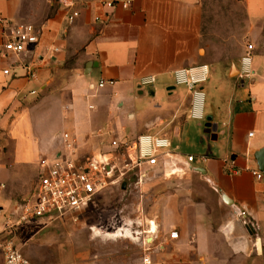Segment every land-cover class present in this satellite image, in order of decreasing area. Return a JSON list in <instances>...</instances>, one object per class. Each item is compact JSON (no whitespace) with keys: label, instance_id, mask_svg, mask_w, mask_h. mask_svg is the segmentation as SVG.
I'll return each instance as SVG.
<instances>
[{"label":"crops","instance_id":"0c3cea01","mask_svg":"<svg viewBox=\"0 0 264 264\" xmlns=\"http://www.w3.org/2000/svg\"><path fill=\"white\" fill-rule=\"evenodd\" d=\"M235 1L251 26L264 23V0ZM210 9L207 0H0L1 245L12 241L31 264H264V178L254 175H264L254 158L264 148V55L254 51L253 74L241 77L247 46L234 57L209 39ZM74 11L80 16L69 25ZM23 25L41 31L38 42L4 56L10 30ZM200 66L209 75L196 92L176 86L175 71ZM150 76L156 83L141 88ZM65 133L79 157L107 152L116 139L169 140V169L119 186L150 203L149 247L140 256L103 262L82 252L74 222L89 208L6 228L15 204L35 190L41 156L64 152ZM185 140L196 155L184 153Z\"/></svg>","mask_w":264,"mask_h":264},{"label":"built area","instance_id":"2783aa9c","mask_svg":"<svg viewBox=\"0 0 264 264\" xmlns=\"http://www.w3.org/2000/svg\"><path fill=\"white\" fill-rule=\"evenodd\" d=\"M83 2V0H78ZM123 8L128 9L130 2H121ZM103 6L111 9L115 6L113 1H104ZM78 11H74L67 18L69 25H73L79 18ZM99 19H97L98 21ZM2 20H0V24ZM41 31L33 26H15L10 30L3 45L4 56H20L38 42ZM254 46L247 45L246 53L240 60L239 73L243 78H250L253 74ZM4 76H10L9 69L2 71ZM209 71L206 66L182 69L174 72L176 86H185L196 90L203 86L208 79ZM35 78L33 72L28 73ZM157 79L154 76L142 78L139 82L141 88L152 86ZM113 84V82H110ZM104 86V81L99 85ZM197 96L203 99L204 94ZM194 119H202L201 112L194 111ZM252 136V134H250ZM63 153L51 159H41L40 173L37 185L30 198L15 204L11 216L16 218L6 222V228L14 229L18 224H29L45 217H62L69 214H78L97 203L101 194L112 187L131 183L140 186L149 178L154 170H167L172 163L173 154L169 152L170 142L166 138L142 135L134 142L127 139H116L110 142V150L92 156L79 157L76 139L68 133L63 135ZM195 158H186L187 164H193ZM257 180H263L264 175L255 172ZM5 189L0 184V191ZM5 209L0 207V218L4 216ZM171 239H178V233L172 232ZM0 248L4 253V264H31L18 250L12 241H7ZM150 263L149 259L145 260Z\"/></svg>","mask_w":264,"mask_h":264},{"label":"rangeland","instance_id":"374dc122","mask_svg":"<svg viewBox=\"0 0 264 264\" xmlns=\"http://www.w3.org/2000/svg\"><path fill=\"white\" fill-rule=\"evenodd\" d=\"M207 5L211 16L205 32L210 40L220 44L225 54L235 57L252 44L255 54L264 55V23L251 26L245 7L235 0H207ZM208 104H212L211 97ZM182 146L185 154L196 155L186 140ZM149 209L150 203L143 202L134 189L115 187L74 222L80 227L77 245L89 257L103 262H117L131 254L140 256L149 247ZM122 229H130L134 238H111Z\"/></svg>","mask_w":264,"mask_h":264},{"label":"water","instance_id":"95a60500","mask_svg":"<svg viewBox=\"0 0 264 264\" xmlns=\"http://www.w3.org/2000/svg\"><path fill=\"white\" fill-rule=\"evenodd\" d=\"M216 127H212L210 130H209V134L213 133L215 134L216 132ZM254 158L258 164V168L261 172L264 173V148L258 152H256V154L254 155ZM226 200V199H225ZM227 201V200H226ZM228 202V201H227ZM229 203V202H228ZM257 248H258V251H260V243L259 241H257Z\"/></svg>","mask_w":264,"mask_h":264},{"label":"bare ground","instance_id":"6f19581e","mask_svg":"<svg viewBox=\"0 0 264 264\" xmlns=\"http://www.w3.org/2000/svg\"><path fill=\"white\" fill-rule=\"evenodd\" d=\"M154 229V226L152 225V230ZM111 238H134L132 236V232L130 231V229H122L117 231L116 233L110 235Z\"/></svg>","mask_w":264,"mask_h":264}]
</instances>
